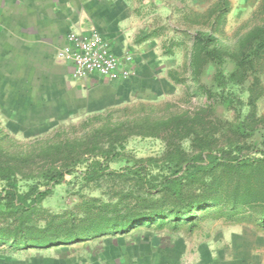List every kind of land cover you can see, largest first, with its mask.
Listing matches in <instances>:
<instances>
[{
	"label": "trees",
	"instance_id": "1",
	"mask_svg": "<svg viewBox=\"0 0 264 264\" xmlns=\"http://www.w3.org/2000/svg\"><path fill=\"white\" fill-rule=\"evenodd\" d=\"M228 9L223 1L212 11L221 27ZM215 30H198L192 38V88L194 96L206 100L197 109L118 123L103 135L94 133L91 141H64L55 152L46 149L39 161L29 156L0 160V247L47 249L154 223L176 226L206 210L233 224L259 221L264 229V112H258L264 100V24L239 36L234 49L222 47ZM209 66L215 71L207 84ZM132 136L159 140L164 151L130 156L126 146ZM113 163L124 165L114 168ZM70 176L80 186L79 200L58 213L44 207ZM103 183L109 185L104 198L83 193Z\"/></svg>",
	"mask_w": 264,
	"mask_h": 264
},
{
	"label": "crops",
	"instance_id": "2",
	"mask_svg": "<svg viewBox=\"0 0 264 264\" xmlns=\"http://www.w3.org/2000/svg\"><path fill=\"white\" fill-rule=\"evenodd\" d=\"M223 1L229 6L226 19L234 24L264 15V0H0V108L5 120L21 129H45L69 118L175 93L184 62L181 43L174 38L181 32V18L208 16V11L212 17ZM167 26L173 31L169 43ZM92 31H98L116 55L133 57L136 71L131 78L76 79L73 67L58 61L71 32ZM159 40L166 41L164 46ZM226 237V249L216 240L197 245L184 237L167 247L160 237L136 243L110 238L106 250L98 253L92 248L71 250L69 245L27 251L1 246L0 264H264V256L255 251L259 241L252 227L233 228ZM194 251L196 258L189 257Z\"/></svg>",
	"mask_w": 264,
	"mask_h": 264
},
{
	"label": "rangeland",
	"instance_id": "3",
	"mask_svg": "<svg viewBox=\"0 0 264 264\" xmlns=\"http://www.w3.org/2000/svg\"><path fill=\"white\" fill-rule=\"evenodd\" d=\"M207 14L208 16H206V13H198L192 18H181V32L175 35L174 38L182 46L181 50L183 52L184 62L181 67V78L184 81L175 93L151 96L147 100L121 104L102 112L88 113L86 115L69 118L65 121L53 123L49 127H44L45 129L35 130L26 128L25 125H22L21 129L18 127L19 125L6 121L0 108V160L9 158L13 161H18L21 157L26 156L38 160V156L43 154L46 149L52 148L51 150L55 152L53 150L54 146L61 142L91 141L94 133L102 131L101 135H103L104 130L111 127L114 128L118 123H134L137 120L145 118L157 119L186 111H193L200 107L206 100L203 96H194L190 76V53L194 33L198 30L209 31L216 29L215 32L219 44L222 47L234 49L233 46L238 42L239 36L245 34L255 26L264 24V15H259L253 19L242 21L240 24H234L233 19L231 21L227 19V23L221 27L217 23V17L214 14L212 17L209 16L210 11ZM166 32V37H168L167 43H169V39L173 35L172 28L167 26ZM165 43L166 41L163 43V40H159V46L162 47ZM166 48L173 50V46H170V44H167ZM214 71L215 67L209 66V75H205L203 79L205 83H210V77ZM242 96L245 97V95ZM243 111L246 114L248 109L245 108ZM258 112L260 115L264 112V100L259 103ZM219 113L228 119L233 118V113L226 112L223 108H219ZM127 141V153L138 159L148 156H160L164 151V145L159 140L132 136ZM188 145L189 143L186 142L185 146L187 147ZM123 165L121 163H113L112 167L119 168ZM26 187V183H21V190L23 192L26 191ZM79 188L80 186L74 176L67 177V182L61 186H57L52 196L45 200L43 203L44 207L58 213L73 206L79 200L75 194ZM108 190L109 185L103 183L101 186L93 185L88 187L83 190V193L92 197L104 198ZM211 211L206 210L205 212L196 213V220L190 223L182 221L175 226V224L170 222L162 228H159L157 223L149 227L143 225L123 235H107L85 242H74L69 244V246L71 250L77 249V247L83 249L92 248L98 253L99 251L103 252L106 250L110 238L117 239L126 237L127 239L130 238L129 243H136L139 240L160 237L162 244L167 247L173 244L175 238L184 237L186 239L191 238L192 240L190 242L197 245L201 242H207V240L214 242L216 240L215 243L222 246L221 249H226L230 248L227 246L230 242L228 237H226L228 232L233 231V228L246 227L248 229V227H252L257 234V242L259 241L255 251L264 256V229L258 224L259 221L251 224L252 226L233 224L216 217ZM69 246H65V248ZM4 249L9 250L7 245H5ZM197 254L198 252L196 251L191 252L189 257L196 258ZM180 264L183 263L180 262Z\"/></svg>",
	"mask_w": 264,
	"mask_h": 264
},
{
	"label": "built area",
	"instance_id": "4",
	"mask_svg": "<svg viewBox=\"0 0 264 264\" xmlns=\"http://www.w3.org/2000/svg\"><path fill=\"white\" fill-rule=\"evenodd\" d=\"M57 59L69 63L73 77L81 80L96 76L120 81L131 78L136 71L133 57L116 55L98 31L71 32L67 45L58 51Z\"/></svg>",
	"mask_w": 264,
	"mask_h": 264
}]
</instances>
